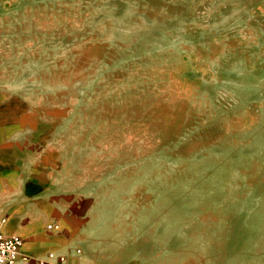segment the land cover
Returning <instances> with one entry per match:
<instances>
[{
    "label": "rangeland",
    "instance_id": "1",
    "mask_svg": "<svg viewBox=\"0 0 264 264\" xmlns=\"http://www.w3.org/2000/svg\"><path fill=\"white\" fill-rule=\"evenodd\" d=\"M0 16V98L43 113L87 195V264H264V0Z\"/></svg>",
    "mask_w": 264,
    "mask_h": 264
},
{
    "label": "crops",
    "instance_id": "2",
    "mask_svg": "<svg viewBox=\"0 0 264 264\" xmlns=\"http://www.w3.org/2000/svg\"><path fill=\"white\" fill-rule=\"evenodd\" d=\"M2 20L0 16V26ZM11 99L0 98V220H6L4 233L23 241L19 264H57L48 258L50 252L67 256L68 264H87V195L79 194L61 172L43 113L24 109L21 98ZM51 223L58 229L47 230Z\"/></svg>",
    "mask_w": 264,
    "mask_h": 264
},
{
    "label": "built area",
    "instance_id": "3",
    "mask_svg": "<svg viewBox=\"0 0 264 264\" xmlns=\"http://www.w3.org/2000/svg\"><path fill=\"white\" fill-rule=\"evenodd\" d=\"M6 225V220H0V264H19V254L20 249L23 245V241L20 236L10 235L7 236L4 233V227ZM47 230L54 231L57 228L54 224H49L46 227ZM76 255H79L80 250L76 249ZM48 258L51 260H55L57 264H68L67 256L64 255H54L48 254ZM39 264H45L43 261H39Z\"/></svg>",
    "mask_w": 264,
    "mask_h": 264
}]
</instances>
